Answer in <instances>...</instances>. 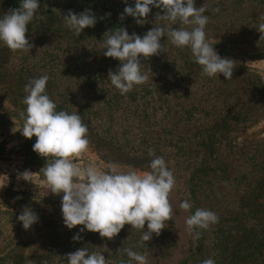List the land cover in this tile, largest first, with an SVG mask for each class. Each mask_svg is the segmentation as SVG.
<instances>
[{
  "label": "rangeland",
  "instance_id": "rangeland-1",
  "mask_svg": "<svg viewBox=\"0 0 264 264\" xmlns=\"http://www.w3.org/2000/svg\"><path fill=\"white\" fill-rule=\"evenodd\" d=\"M3 1L0 0V9ZM44 1L53 7L54 22L26 32V38L33 45L29 52L9 51L7 58L0 62V134L7 135L6 148L15 145V134L20 132L13 133L12 128L23 126L20 113L26 110L22 102L27 95L24 87L32 78L45 74L49 77L46 92L57 104V111L68 112L73 103L83 111V100H117L119 108L115 106L109 112L106 107H98L97 113L89 114L94 118L92 127L97 130L92 133L103 138L100 143H113L125 152L159 147L176 181L169 196L173 207L170 245L163 246L152 236L143 252L148 264H179L186 258V264H191L190 255L199 246L202 259L208 257L212 248L210 235L216 232L218 225L242 214L243 197L264 173V58L235 60L231 80H226L223 74L209 78L202 75L201 66L193 62L190 48H177L164 36L160 42L165 51L147 60L140 57L141 71L149 75L148 82L135 85L130 92L121 95L108 78L114 58L103 54L106 51L104 34L88 32L82 38L76 36L64 20L68 3ZM113 2L117 3L102 0L83 6L79 13L91 9L110 18L118 17L126 7L125 0ZM127 5L134 7L135 0H127ZM203 5L209 17L205 27L209 42L234 39L243 48L259 39L261 33L257 26L264 23V0H195L196 7ZM150 7L152 11L143 25H138L132 17L126 28L130 35L135 32L143 36L152 27L168 23L157 19V13L164 14L161 9ZM75 39L81 40L76 42ZM219 55L227 57L224 53ZM96 73L99 76L95 77ZM98 77L103 79L102 83L98 82ZM93 81L96 83L92 84ZM160 118L162 123L149 126ZM172 123L174 128L169 129ZM164 126L166 131L160 130ZM173 132H178L179 143L185 148L177 155L170 154L165 146L169 142L165 137L175 142L177 136L171 135ZM93 138H88V152L75 161L81 166H85L86 157L93 162L99 159V149L106 150L109 146L95 145ZM103 161L101 168L106 170L108 157ZM92 164L97 167L96 163ZM21 165L14 154L11 159L0 158V186L5 184L0 187V263L9 257L12 261L14 252L25 256L44 252L47 241L43 229L61 235L64 241L69 239L71 231L63 223L62 197L57 200L50 191L44 190L45 180L39 177L36 166L23 169ZM193 166L198 167L196 175ZM25 170L32 172L31 181L20 178L19 174ZM193 180L197 182L195 197L199 208L211 210L219 217L218 223L199 231V238L195 237V230L192 234L186 231L185 220L191 215L190 210L179 207L185 199L192 202ZM25 207L38 215V221L27 230L17 218ZM97 234L105 252L110 253L119 246L117 235L107 239ZM199 241L202 245L197 243ZM261 263L264 264V256L259 258ZM127 264L137 262L131 260Z\"/></svg>",
  "mask_w": 264,
  "mask_h": 264
},
{
  "label": "clouds",
  "instance_id": "clouds-1",
  "mask_svg": "<svg viewBox=\"0 0 264 264\" xmlns=\"http://www.w3.org/2000/svg\"><path fill=\"white\" fill-rule=\"evenodd\" d=\"M125 4L119 17L121 21L125 16H131L138 25H143L152 11L150 6H153L164 13L157 19L168 23L152 27L143 36L135 32L130 35L125 27L104 33V56L120 61L116 71L109 70L108 78L121 95L130 92L135 85L148 82L149 75L141 71L140 57L147 60L165 51L160 42L164 36L177 48H190L193 61L202 68V75L211 78L223 74L226 80L232 79L236 61L222 58L214 44L206 38L205 27L209 17L205 15L207 8L204 5L196 7L195 0H135L134 7L127 5L125 0ZM39 8V0H20L18 8L10 9L0 17V42L12 52H29L33 45L26 38L27 26ZM64 20L76 36L85 28L94 27L97 22L91 9L79 14L69 10ZM177 23L182 26L174 28L172 25ZM257 31L261 33L257 42L259 46L264 42V23L257 26ZM48 80L45 74L25 84L27 95L22 102L26 110L20 113L23 126L12 128V132L20 131L28 139L35 136L33 151L41 157L53 158L50 162L47 160L40 171L45 178L44 190L55 195L63 193L61 211L64 225L68 229L83 225L80 233L87 230L99 233L102 238L112 239L126 224L141 231L147 222V230L142 231L138 241L141 247H145V242L151 240L153 233L159 236L165 222L172 219L173 207L169 196L176 186L172 171L163 157L153 158L150 170L144 172L135 169L121 171L115 163L108 164L106 170L91 163L86 166L76 163L89 150L88 127L77 111H57V104L46 92ZM149 155H154L152 150H149ZM31 174L25 170L19 176L31 181ZM192 206L188 199L179 205L184 211H189ZM17 218L25 230L38 221V215L28 207ZM218 222L219 217L215 212L197 208L185 220L186 231L192 234L195 229H208ZM199 236L200 232L196 231L195 237ZM72 239L78 241L82 237L77 233ZM124 252L130 261L148 264L147 257L132 248H126ZM66 257L68 264H107L104 255L89 253L83 247L68 253ZM119 264L126 262L121 259ZM201 264H215V261L207 258Z\"/></svg>",
  "mask_w": 264,
  "mask_h": 264
},
{
  "label": "trees",
  "instance_id": "trees-1",
  "mask_svg": "<svg viewBox=\"0 0 264 264\" xmlns=\"http://www.w3.org/2000/svg\"><path fill=\"white\" fill-rule=\"evenodd\" d=\"M47 1V0H46ZM102 0H65L68 3L67 10H72L76 14L80 12V9L88 5H93L96 2H100ZM107 1V0H106ZM111 3L115 0H108ZM41 10L37 11L36 15L34 16L33 20L28 24V31L31 30H39L42 27H47L54 22L53 14V7L47 2L45 3L44 0H39ZM20 6V0H4L2 3V7L0 9V17H2L5 13H7L10 9L18 8ZM96 18L97 22L94 27H87L85 28L79 35L82 38V35L85 33H92L95 32L96 34H104L110 30L115 31L118 27H125L128 28L129 24L131 23V16H125V18L121 21L118 17L110 18L105 16L102 13L97 11H92ZM162 12L157 13L156 16H160ZM137 25H135L136 27ZM81 39H75V41H80ZM259 39H257L255 44H247L245 47L240 48L238 43L234 39L224 40H217L210 42L213 47L216 49L218 54L224 53L227 57L232 58L234 60H245V59H260L264 58V42L261 45H257ZM11 51L7 46L0 42V62L5 60ZM194 62V61H193ZM241 62V61H240ZM90 65L91 62H89ZM195 63V62H194ZM117 65L115 68L114 66ZM120 63L114 59L111 63L112 70H117ZM100 67V66H98ZM91 69H89L90 71ZM97 71V69L95 70ZM98 73L95 74V77ZM99 76V75H98ZM99 83L103 82L101 77H98ZM96 83L95 81L92 82ZM47 89V88H46ZM83 111H79L80 109L73 103L71 108L68 110V113H72L77 111L82 118L84 124L88 127V138L94 137L95 145H103L108 146L109 144L100 143L103 142V138L100 137L97 133H92L93 129V117L89 116V114L97 113V108H107L106 110L111 112L115 106L119 108V102L117 100H83ZM116 103L117 105H115ZM91 110V111H90ZM86 116H84L83 113ZM88 112V115H87ZM104 112V109H103ZM101 112V118L102 113ZM112 119V117H110ZM173 119V118H172ZM162 123V118L159 121L154 120L149 123L150 127H155ZM173 122V120H172ZM219 124V123H217ZM174 123L169 126V129L174 128ZM166 126L161 128L160 130L166 131ZM178 132H173L171 135H176L177 138L174 140L175 142H171L172 140L170 137H165L166 142L165 146L169 148V152L172 155H177L179 152L184 148V146L179 143L180 137L177 135ZM3 137V140L0 141V158L1 159H11V155L14 154L19 157L21 162V166L23 169L30 168L31 165H34L38 168V174L41 179H44V174L40 171L47 163V160L50 162L53 158L52 157H41L35 151H33V144L36 142V137L33 136L31 139L25 138L21 132L15 134L16 143L11 148H6V139L7 135L0 134ZM164 141V140H163ZM153 142L152 145H154ZM205 145L206 142H204ZM121 148H117L113 143H111L106 150L99 149L100 158L94 160L86 157V164L89 163H96L97 167H102V163L104 162L103 159L108 157L109 163L106 161L107 164L115 163L119 166L121 171H128L130 169L140 170V171H149V165L153 158L155 157H162L163 152L160 150L159 147L154 146L153 149L150 146V149L144 148L140 151L136 150H129V152L121 151ZM149 150H152V156L149 155ZM110 156V158H109ZM111 159V160H109ZM113 160V162H112ZM167 165V163H166ZM168 169L170 167L167 165ZM192 171L194 175L198 172V167L196 168L193 166ZM191 171V172H192ZM197 182L193 180L190 186V193L193 196V200L191 204L193 205L190 209L191 215L195 213L196 209L199 208V204L195 197L197 193ZM52 197L59 200L62 197L61 194L55 195L52 194ZM244 210L242 214L238 216L236 219L235 217L230 221L218 225L216 232L213 235H210V241L212 244L211 251L208 257L203 258L201 254L198 253L200 251V247H196L195 253H191V264H201L204 259L212 258L215 261V264H259V258L264 256V173L260 180L256 183L255 186H252L250 192L243 197V205ZM246 215V216H245ZM235 219V220H234ZM49 227V224L47 225ZM165 228L161 230V234L156 236L153 233L154 237H157L159 242L167 244L166 247L170 245L171 242V228L172 224L171 221L165 222ZM83 225H77L76 227L72 228L70 231L69 239L66 238L65 241L63 240L61 235L50 234L47 230L43 229L42 232L45 235L44 238L47 241L46 248L44 252L40 255H23L22 252H14L12 255V261L9 257L8 260L3 259V262L0 264H68V259L66 255L70 252H74L79 248H87L89 253H101L105 256L107 264H119V261L123 259L126 264L130 262V259L127 257L124 249L132 248L133 251L143 254L145 251V247H141L138 244L140 240V236L142 231L147 230V222L145 224V229L138 231L136 229H132L131 225L126 224L124 228L120 231L117 235V240L119 242V246L115 248L112 252L107 253L103 249L102 245L100 244V238L97 233L87 231L80 233L79 230L82 228ZM203 229H195V231H200ZM79 233L82 237L81 240L74 241L72 239L73 235ZM98 237V238H97ZM120 239V240H119ZM147 242L145 244L147 245ZM199 245L202 243L197 242ZM199 250V251H198ZM198 258H194L193 256ZM249 260L247 263L245 261ZM188 258L184 261H181L179 264H186ZM262 264V263H261Z\"/></svg>",
  "mask_w": 264,
  "mask_h": 264
}]
</instances>
